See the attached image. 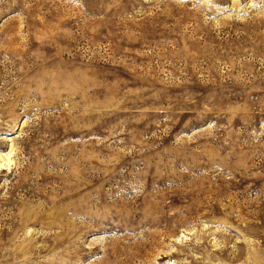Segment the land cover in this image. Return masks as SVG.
Instances as JSON below:
<instances>
[{"label": "rangeland", "instance_id": "1", "mask_svg": "<svg viewBox=\"0 0 264 264\" xmlns=\"http://www.w3.org/2000/svg\"><path fill=\"white\" fill-rule=\"evenodd\" d=\"M0 264H264V0H0Z\"/></svg>", "mask_w": 264, "mask_h": 264}]
</instances>
